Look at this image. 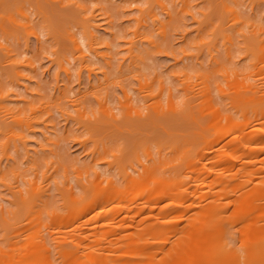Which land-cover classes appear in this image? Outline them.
Listing matches in <instances>:
<instances>
[{
	"label": "rangeland",
	"instance_id": "rangeland-1",
	"mask_svg": "<svg viewBox=\"0 0 264 264\" xmlns=\"http://www.w3.org/2000/svg\"><path fill=\"white\" fill-rule=\"evenodd\" d=\"M18 1V4L24 3L28 9L26 11L31 16L27 14L28 16L23 17L32 19L30 23L33 24V27H27V29H31V31L34 29L36 33L29 32L22 26L23 29L19 27V34L15 33L19 35V42L14 40L15 43L11 40L18 45H14V47H18L20 52L17 48L15 50L21 53V64H24V70L20 68L23 75L17 77V80L14 78L16 76L13 73H11L12 77L8 75L10 74L9 70L12 71L9 69L10 65L6 60L4 50H0V95H2L0 106L2 107L3 101L7 99V107L13 106L12 109L17 108L15 109L17 111L22 108L27 112L26 114H30L33 118L24 115V119L25 117L26 120L29 118L30 120L28 119L27 122L32 125L31 129L28 126L30 129L27 131L28 134L24 132L27 129L26 125L25 128L22 127L25 129L23 132L27 134L26 146L18 145L20 143L18 139L20 138L16 139L17 135L14 136V139L13 133L12 135L6 134L7 132L10 133L7 131L8 129L5 130L6 133H4L5 131L0 132V208L9 209L10 216H12V212L24 209L11 204V201L14 200L12 195L14 190L12 191V188H16L15 185H17L13 186V183L25 180L24 184H22V181V185H20L23 189L29 187L33 181L36 186L48 187L53 198V201L50 202L53 203H50L48 210H42L41 217L38 220L40 224L36 221L40 229L35 228L39 230L38 239L48 242V247L50 246L49 254L57 260V264L71 263V260L64 258L65 255L62 251L64 247L73 250L76 244H80L79 251L86 256L83 249V244L86 243L96 250L112 252L114 261L111 264H122L126 258L140 261L141 264H152L163 255V252L173 249L174 239L177 243L183 244L181 243L183 239L215 232L213 223L208 227H197L200 224L209 222L210 216L207 207L214 199L220 198L223 202L219 216L225 218L227 215L223 214L224 210L230 212L235 211L237 206L241 208L239 203L227 202L229 199L244 195L246 190L261 188L264 183L262 181L264 179V146L253 147L254 142H251L248 148L242 150L238 148L240 146H236L237 149L234 146V144L240 145L241 142L239 141H242L250 130L252 132L254 127H257V129L264 128V120L261 115L260 117L258 115L252 117L245 123L246 126L244 129L242 128L243 135L240 134L242 133L239 132L240 129L236 130L240 128L238 126L243 120H240L241 122L237 120L234 134L233 132L232 134L225 132L217 137L215 136L218 140L214 145L216 149L214 156L211 153L202 156L206 150H208L206 152L210 151L209 148L204 151L203 145H206V143L203 137V139L200 137L204 143L200 144L204 148L202 150V152L204 151L203 154L197 152L198 150L201 151L197 147L198 150L195 151L200 155L194 154V151L182 159L183 156H177L175 150L180 149V146L177 145L194 147L195 142H200L201 140L196 141L197 130H199V133L202 132L201 135L204 133L211 136L209 133L216 127V124L212 123L214 121H212L213 113L210 114V118L204 117V119H207V124H205L206 121H203L207 127L203 126L206 131H201V126L198 128L199 125L203 124L199 123L198 125L196 121L191 120L195 115H202L200 111L203 107L205 108V110L203 109L205 115L212 111L210 110L211 107H205V104L212 103H209L207 99L217 100L219 107L222 109H220L221 112L227 114L236 110L235 106L231 104V98L239 93H244L245 89L243 88L245 86L243 87L240 83L243 78L261 85L260 87L264 85L262 84L264 83L263 57L262 60H258L248 56L247 53L252 55L251 51L246 52L247 50L244 47L245 53L243 48L248 33H250L249 36L253 33L257 34L252 32L254 25L249 26L251 23L247 24L246 22L249 19L246 21L247 18H245V20L238 22L243 23L246 21L245 23L250 28H245H252V33L249 29H246L249 32H245L247 34L245 36L243 34L244 28H242L244 29L242 33L237 32L240 30L234 31V28L238 27L236 24L240 25L236 18H239L243 11L247 16H254L257 24L264 25V1L259 2L260 0H256L258 2L256 3L254 0H16L15 2ZM4 2L6 1L0 3V5L2 4V10H5L3 5L7 6L6 9H8V4L6 5V3H9L8 0L5 4ZM235 4L241 7L240 11L242 10L238 17H235L237 15H234L233 12L230 14V10L234 9L230 7L235 6ZM39 7L42 13L39 10L36 11ZM16 8L19 9L17 6ZM235 10L233 11L236 12ZM15 11L16 9L13 12ZM18 11H23V9ZM4 13L0 12V15H3L0 16L1 18L7 16ZM14 14L20 16L22 13ZM153 14L156 16L153 17ZM16 15H14L16 19L22 18V15L20 17ZM155 17L157 19L154 20ZM232 17H235L237 23H234L233 20L230 21ZM6 18L4 21L8 23V17ZM25 18H22V20L26 21ZM18 20L17 22L20 23ZM91 22L96 28H87H93V31H96V36L99 37H96L99 39L98 41H94L96 39L91 40L90 36L87 35L89 40L84 34L87 30L86 24ZM6 23L5 25L8 26ZM20 24L23 25L22 22ZM12 26L16 29L15 26L18 25L12 24ZM240 26L242 27V25ZM258 32L260 33V31ZM68 33L69 37H71V33L79 37L76 38L80 41L79 44H81L85 61L74 51L71 38L67 39L69 38ZM1 34L3 35V32ZM262 34L264 35V32ZM1 39H4V37L2 36ZM255 39V43L249 41L255 44L254 49L256 50L258 38ZM67 40L70 41L69 43L72 46L66 43ZM260 42L258 40L259 44ZM132 47L137 48V50H131ZM260 47L262 50L263 44ZM260 47L258 46V50ZM138 48L140 51H138ZM257 53L259 52H254V55ZM262 53L264 56L263 51ZM259 54H257V57ZM214 58L218 59L221 65L218 64L216 59L214 61ZM62 62L65 66L62 65ZM60 65L67 67L68 72L65 68L63 71V67L60 68ZM218 66L222 68L215 71L214 69ZM243 68L245 69L243 70ZM231 69H235L237 75L233 74L234 71H231ZM197 71H203L204 74ZM196 72L203 76H197ZM20 73L17 76H20ZM233 75H236L237 78L234 79ZM201 81L208 83L206 86L209 91L205 89L204 91L209 92V94L205 93L207 97L210 96L209 98H206L203 89L201 90L205 87L203 83H199ZM200 84L203 87H200ZM126 95L130 97H128L129 101L132 100L131 103L135 104L140 115L139 118L136 117L139 121L132 123V125L131 121H120L122 118L121 113H123L121 111L122 105L129 107L127 104L129 101H125ZM3 97H6V99L3 100ZM158 99L161 101L159 100V105L156 104L157 108L153 103L154 100L157 101ZM170 99H172L171 102H174V105L178 104V107L183 106V102L186 101L190 107L189 109H191V116L189 115L190 117L187 116L185 119L184 114L182 118L185 120L179 116L178 119L173 118L176 116L167 118L172 113L170 111L162 112L173 106L168 107ZM160 102L163 105L162 107H159ZM31 105L36 110L30 111L36 114L29 113L28 107ZM1 107L0 123L7 124V121L11 123L10 118L14 116L10 115L15 110H11L13 112L10 111L11 113L8 114L4 113L3 110L8 112L9 109L3 108L2 110ZM153 107L159 109L160 111H158L163 115L160 114L155 117L158 115L155 114V116H152L157 110L155 108L154 111ZM185 107L188 108L186 104ZM105 108L108 109L109 113H105L107 110ZM125 109L123 110L125 111ZM127 109L131 110L130 108ZM208 110L210 111L207 112ZM171 112L173 111L171 110ZM124 115L127 116V114ZM192 115L194 116L192 117ZM223 123H225V119H223ZM15 127H18L19 131L21 130L18 125ZM183 137L185 138L184 143H186L184 146L181 144L184 140ZM255 137L256 135H252L253 139ZM197 140H199L198 137ZM176 146L179 148L176 149ZM169 147H171L170 150ZM25 149H27L29 155H27ZM158 149H162L159 151L163 155L165 153L166 158L164 156L160 157L162 154L160 155ZM231 149L237 150L235 157L230 161L221 160L220 157ZM35 150L37 151L36 155L43 157L39 158L37 164H34L29 157L30 154L34 156L33 152ZM149 151H151L152 155H150L153 158L150 159L157 163L163 159V162L166 161V163L161 164L162 167L166 166L170 170L180 168L185 179L181 197L171 198L173 209L175 210L181 206L184 208L183 213L180 215V213H175L177 211L170 212V216L165 213L169 219L167 218V222H164L166 224L164 225L165 230L162 232L164 239L159 243L154 242L155 233L152 235L147 234V228L152 224V229L153 226H156L158 220H162V205L165 204L167 198L164 200H145L143 198L145 193H140L142 186L135 184V187L133 184V182L136 183L135 180L136 177L140 176L139 174H145L143 173V167L150 161H148ZM181 151L184 152L182 148ZM154 152L157 153L154 156L155 159H160L159 161L154 160ZM182 155L184 154L182 153ZM192 161L198 162H194V166L199 162H201L200 164H209L212 161V165L210 163L209 166L213 169V172L206 178L207 184L211 185L209 187L211 192L222 186L224 182L227 186H233L229 198L224 196L225 193H211L210 191L202 198L197 197L193 178L199 176L197 174L201 169H198V167L192 169L193 165L189 167ZM120 162L121 165L125 164V167L128 165L126 167L128 168L127 171L136 176L135 180L128 182L127 178L120 177L118 172V163ZM163 162L161 161V163ZM129 164L133 166L132 168H135L134 171L131 166L129 167ZM13 165H18V167ZM199 168H202V166ZM163 169L166 173L171 172L165 168ZM177 169L175 173L179 172ZM218 170L223 172L222 181L224 182L218 183L217 179L219 177L216 175ZM164 171L162 173L166 174ZM173 172L171 173L174 174ZM174 175L172 176L176 177ZM165 176L167 177V174ZM183 177L181 176V178ZM109 178L115 180L121 186L122 194L120 193V202H109L106 205L107 209H113L107 214L100 211L99 205L92 212L85 214L82 208L77 207V202L69 200L65 202L60 196L59 191H62V187L66 186L67 183H69V186H75L76 182L80 181L85 185H89L90 181L95 180L96 182L100 181L102 187L106 186V180ZM242 178L248 182L247 185L243 183L246 185H244L245 187L240 182V180L244 181ZM246 179H251V181ZM56 186L62 189L59 190ZM76 190L80 192L79 189ZM138 191L140 192L138 193ZM187 193L189 196L185 197ZM91 195L89 193L87 196ZM259 198L262 197L258 195L251 197L253 207L248 212V225L239 220L233 223L232 232L235 239L232 243L239 245L241 249H247L244 241L246 236L256 228L259 231L264 230V213L258 215L257 212V209L264 208V199ZM188 205H191L189 209ZM48 211L49 213H47ZM99 212L100 214H98ZM18 214L20 215L17 220L18 224L6 226L7 228L0 226V237L2 232L8 234L6 241L0 242L4 251L3 257L14 252L11 255L20 258L21 255L26 254L38 245L37 241H33V245L29 242V245L26 244L27 247L18 246L17 249H13L15 241H24L26 235L33 229L32 225H35L34 220H37V217L24 213V210L19 211ZM92 214H95L94 218L91 217ZM166 216L163 220L166 219ZM191 219H194L196 225L191 224V226L186 227L185 225L189 224L188 221ZM100 224L104 225V228ZM119 224L123 228H117L115 231L113 229L114 225ZM94 225H97L98 228L96 227V229L98 230L94 231ZM157 225L160 226L159 223ZM100 228L104 231H99ZM173 228H177V234L170 232ZM96 231H99L100 235H97ZM96 235L98 237L103 236L105 238L103 242L100 237L97 238L101 241L100 244L96 240L94 241ZM131 238L139 242L134 251L129 250L127 246ZM174 247L183 249L185 245L180 246L177 244ZM186 247L190 251L204 252L202 245ZM127 252L135 254L126 255ZM146 255L153 256L154 259H150ZM9 259H12V256ZM197 262L199 264H218L208 257H199Z\"/></svg>",
	"mask_w": 264,
	"mask_h": 264
},
{
	"label": "bare ground",
	"instance_id": "bare-ground-1",
	"mask_svg": "<svg viewBox=\"0 0 264 264\" xmlns=\"http://www.w3.org/2000/svg\"><path fill=\"white\" fill-rule=\"evenodd\" d=\"M3 1H6L7 2V0H1L0 3H2ZM15 1L16 0H14V1L13 0H8L9 3L4 2V4L5 3H6V5L8 4V9L9 10L6 9L7 6L5 7V5H3V7H4L5 10H2L3 9L1 7L2 4L0 5V12H3V13L5 12L7 14L6 17H8V23H6L4 21L6 17L4 16L5 18H1L3 15H0L1 16L0 17V19H1L0 20V25L1 24L3 25V27L1 25V28H0V32H1V30L3 32V35L1 34L2 32L0 33V38H2V36L4 37V39H1V40H3L2 42L0 40V42H1L0 43V50L1 51L4 50V52L6 54V60H7L8 64L10 65V68L9 69H11V71H12V72H10V70H9V73L10 74H8V75L12 77V74L11 73H13V75L16 76L14 78L17 80L18 79L17 77H21L23 75V73H22L23 71H21L20 68H22V70H24L23 69V65L24 64L23 65L21 64L22 63L21 62L22 58L20 57L21 56L20 55L21 53H18L15 50L16 48L18 50V47H16V48L14 47V45L15 46H18L16 44H14V42L16 43V41H14V40H18V42H19V35H16V34H19V27H21L22 29L24 27L25 30H27L29 32H32V33L33 32L36 33V32L34 31V29H32V31H31V29H27V27H29V28L31 26L33 27V24L30 23V21H32V19L30 18L31 17L30 16V13L28 14V12L26 11V10H28L27 7L24 5V3L18 4L19 1L18 2H15ZM254 1L256 3H258L257 1H259V0H257V1L254 0ZM261 1H264V0H260L259 2H261ZM21 5H23V6H21ZM232 5H234V4H232ZM237 5L235 4V6H231L230 7L231 9L234 8V9L230 10V14H231V12L235 13L234 15H237L235 17H238L239 14L242 13V10L240 11L241 7H238ZM16 6L20 10H22V9H23V11L25 10V12L18 11L19 9H17ZM38 6H36V8H38ZM22 7L26 8V9H24ZM15 9H16L17 12L16 11L13 12ZM38 10L42 13V11L40 10V7H39V9H36V11H38ZM233 10H235L237 13L234 12ZM5 13H4V15H5ZM14 13H17V14L18 13H22V14H20V16L22 15V18H25L23 16H26L28 14L30 16L29 17L30 19H27L28 17H26L25 18V19H27L26 21L25 20L23 21L22 18H20L18 20V19H16V17H14V15H16ZM18 15H16V16H18ZM43 15H44V13L42 14V16ZM20 16H18V17H20ZM152 16L154 17L156 15L153 14ZM246 16L247 15L243 11V13L239 16V18H236L237 19V22L238 21L241 22V21L245 20V18H247L246 21L249 19L250 21L248 20L247 22L246 21L245 22L247 24H250L251 23L249 26L254 25L252 27L253 29L251 28L252 29V32H256L259 35L253 33L252 34L253 36L252 35L249 36L250 33H248L249 31L247 32L246 29L248 30L250 27L245 22H243L244 24L238 22V23H240V25H242V27H241L239 24H236L239 27L238 28V27H235L236 25L234 24V23H237L235 17H232L233 19L232 18L231 19L229 18V19H230V21L231 20L235 21L234 23L232 22L233 25H235L234 26L235 27L234 28V31L235 32L237 30H240V31H237V32H241L242 33L244 31V29H245V31H244L243 34L246 36L247 34H245V32L248 33L247 36L249 38L248 37L246 38L244 36L248 41L247 40H244L246 42L243 43V48L244 47L246 48V50H247L246 52H250L251 51L250 53L252 55H250L249 53H247L246 55L252 56L255 59L257 58L258 60H262V57L264 59V56H263V53H262V51L264 52V35L262 34L264 32V27L262 28L261 26H264V25L262 24L260 26L259 24H261V23L257 24L255 22L257 20H256V18L254 16H249V15L247 17ZM242 18H244V19H242ZM153 19L155 20V19H157V17H155ZM238 19H241V20H238ZM17 20L20 21V23L22 22L23 25L20 24L19 22H17ZM6 21H7V18H6ZM253 22L256 23V24H254ZM5 23L8 24V26H6ZM11 23L14 24V25H18L17 27L15 26L16 29L13 28V26H12ZM24 24H26V25H24ZM28 25H30V26H28ZM258 26H260L261 28L258 27ZM87 27H94L93 24H92V22L86 24V29H87L86 32L89 30L88 31L89 33L88 32L87 33L85 32L84 34H86V36L87 35L90 36L89 38L91 40L92 39H96L94 41H98L99 39H97V38H99V37L96 36L97 35L96 31H93L94 30L93 28H87ZM245 27H249V28H245ZM94 28H96V27H94ZM242 28H244V29H242ZM17 29H18V31H16ZM251 29H249L250 32H251ZM262 30H263V32H262ZM84 31H85V29H84ZM258 31H260V33ZM227 34L229 35V33H227ZM260 34L263 35V36L261 37ZM75 35H74V33H71V37H69V33H68L67 36L69 38H67V36H66V38L67 39H70L71 38V43L73 44V47L75 49L74 51H76V53L78 55H80L81 59H83L85 61V59H84L85 56L83 54L82 47L80 46L81 44H79L80 41H79V39H77L79 37H77V35L76 36ZM255 35L258 36V37H256ZM88 36H87V38H88ZM223 36L226 37L227 35H223ZM227 37L228 38H231L229 36H227ZM250 38H253V39L250 40ZM255 38H258L257 41H256V44H258L259 47L261 46V44H263L262 50H261V47L258 50V46H256V50L254 49L255 44H252L251 42H254L255 43V41H254ZM11 40H13L14 42H12ZM227 40H229V39H227ZM258 40L261 41L260 44L258 43ZM69 42L70 41H68V40L66 41V43H68L69 45H71V43H69ZM3 43H6V44H3ZM244 44H246V45L244 46ZM133 47L131 48V50L132 49H136L137 50V48H133ZM245 48H244V52H245ZM249 48L254 49L255 51L254 50H251ZM138 51H140V49ZM254 52H259L260 53V54L257 53V54H259L258 57H257V54L254 55ZM261 53H262V56H261ZM215 59L216 58H214V61H215ZM216 61L218 62V64L221 65V63L219 62L218 59H216ZM217 62H215V63H217ZM62 65L65 66V64L63 62H62ZM62 65H60L61 66L60 68L63 67V71H64V68H65L67 70L66 72H68L67 67H64ZM87 66H88V63H87ZM216 68L214 70L215 71H218V69H221L222 67H219L218 66ZM244 69L245 68H243V70ZM260 69H262V68L260 67ZM19 70H20V72L22 74L19 72ZM231 71H234L232 73L233 74H236L235 69H231ZM197 72H201V71H197ZM197 72H196V75L199 76V77H201V75L204 74V73H202L203 71L201 72L202 73L201 75L198 74ZM19 73H20V76H17ZM236 75H233L234 76V79L237 78ZM204 77H206V75H204ZM243 77H245V76H243ZM203 80H204V78H203ZM243 80H245V79L243 78ZM243 80L240 81V83L243 85V87L245 86L243 89H245V90L248 89V91L249 90L250 91L249 92L246 91L247 93L245 92V90H244V93L241 91L242 93H239L237 96L231 98V104L233 106H235L236 110H234V111H232L230 113H227V114H223L221 112L222 109L219 107V103L217 102V100L212 99V98H209L210 97L209 95H208L209 97H207L206 94L207 93L209 94V92H206V91H209V88H207L206 85L208 83H205V82H202V81L199 82L201 84L203 83V86L205 85V87H203L201 84L199 86L200 87H203V88H201V90L203 89V93L204 94L206 93L205 94L206 95V98H209V99H207L208 102L209 103L212 102L209 105L205 104L204 101H203V103L205 104V107L206 106L211 107L210 110H212V111L208 110L207 112L210 111V113L209 114L206 113V115H205V111H204L205 108L203 107L202 108V111H200V113L202 114L200 116H202L203 119H202V117H200L198 115V112H197V115L198 116L195 115L196 113L195 114L193 113L196 118L193 117L194 115H192L193 118H191V120L196 121V123H198V125H199V123L200 124H203V125H199L198 128L201 126L200 127V129H202L201 131H204V130L206 131V129L204 127H206L205 124H207V119H204V117L205 118H208V117L210 118L211 117L210 114L213 113L212 114V121L213 120L214 121L212 123L213 124L215 123L216 124V127L212 126V127H214L213 128V131L209 133V134H211V136H208V134H204V133L201 135L200 133H202V132L199 133L198 132L199 130H197L196 132H197L198 135L197 134L196 135H197V137H198L199 140H197V137H196V141H200V140L201 141L198 142V143L195 142V146L194 147L193 146L190 147V145L189 146L188 145L184 146V144H186V143H184L185 138L183 137L184 140L181 138L183 140L181 144L184 147H182L181 145H177V146H180V149L178 150L177 148H179V147L176 146V149L178 151L175 150V154H177V156H180V157L183 156L181 158L184 159L185 157H187L186 155L189 156L195 150L197 151L198 149H201V151L200 150L197 151V152H200L201 153L204 148H205L204 151L207 148H209L210 151L209 152H206L208 150H206L205 152L203 151L205 154H203V152H202V154H203L202 156H206V153L207 154H210L211 153V155L214 156L215 155V152H216V149L214 148L215 147L214 145H215V143L218 140V139H216V137L218 135H220V134L225 133V132H229L231 134L233 132V134H234V131L236 129L237 120H239V121L240 120L241 121L243 120V122L241 123L243 127L240 124L238 126L240 128H237L236 129V130H239L240 129L241 131L239 130V132H242L243 131L242 128L244 129V127L246 126L245 123H247L248 120L250 118H252V117H255V116L257 117V115L260 117V115H261V117L264 120V87H263L264 85L262 87H260L261 85H257L256 83L251 82L248 79H247L248 82H247V80H245L243 82ZM262 84H264V83H262ZM209 87H210V85H209ZM204 89L206 91H204ZM63 93H64V91H63ZM255 94H257V95H255ZM128 97L129 96L126 95L125 101H129V98L130 97L129 98ZM0 98H1L0 101L2 102V95H0ZM4 99H6V97L5 98L3 97V100ZM6 100L3 101L4 103L2 104V107L1 106L0 107L2 108V110H3V108H5V109L8 108L9 109L8 112H7V110H3V112L4 113L6 112V113L9 114V113L13 112L11 110H15L17 108L12 109L13 106H8L7 107L6 105H8V103H7L8 101H6ZM159 100L160 99H158L157 101L154 100V103H153V105H155L157 108H158L157 105H159ZM171 101H172V99L169 100L168 107L171 106V105H173L174 107L171 106L169 108L170 110L167 108L168 110H165L164 112H162V113H166V111H168V112L170 111V113H172V114H170V116H167V118L176 116V117H173V118L178 119V116H179V117H181V119H183L182 117H183L184 114H185L184 115L185 116L184 117L185 119H186L187 116H189V115L191 116V109H189L190 107H189V105H188V103L186 101H184L185 103L183 102V106L179 104L180 105L179 107L177 106L178 104L177 105H174V102H171ZM129 102L127 103L129 105V107L128 106L126 107L125 105H122L121 111L123 113H121L122 114L121 115L122 118L120 119V121L121 120L122 121H129V122L131 121L130 123L132 125V123H135V122H138L139 121V120H137V118H139L140 115H139L138 111L136 110L135 104L134 103L133 104L131 103L132 100L129 101ZM160 104L161 105L159 107H162L163 105H162L161 102H160ZM185 104H186V106H188V108L185 107ZM123 106H125V107H123ZM30 107H33V105H31V106L28 107L29 108V113H31V112L33 113V111H35L36 109L34 107L31 109ZM127 108H130L131 110H129ZM155 108H154V111L157 109V108L156 109ZM174 108L176 110H173ZM19 109L20 110H18V111L15 110V112L12 113V115H10V116H14L13 118H10L11 119V123H9L10 121H7L8 122L7 124L6 123L5 124H3V123L1 124L0 123L1 124L0 125V132L1 131L4 132L5 130L8 129L7 131H9L10 133H8L7 131H5L4 133L7 132L6 134H11V135L13 133V135H12L13 138H14L15 135H17L18 137L16 136V139L17 138H20V139H18V140H20L19 141L20 143L18 145H21L23 147V145H25V146L27 145L25 143V141H26V135L28 134L27 131H29L31 129L32 125H31V123H28L27 122V121L30 120L29 118H27V120H26V117H25V119H24V115L27 112H25L22 108H19ZM105 109H107V108H105ZM123 109H125V111ZM22 110H23V112H22ZM30 110H33V111H30ZM158 110L159 109H157L156 112L152 116H155V114H158V115L155 116V117H157L160 114H162V113L159 112L160 110L159 111ZM171 110L173 112H171ZM132 111H133V115H132ZM186 111H187V113H186ZM105 113H109L108 112V109L105 111ZM33 114H36V113H33ZM124 114H127V116H125ZM26 115H29L30 116V114H26ZM203 115H205V116H203ZM128 117H130V118H128ZM30 118H31V116H30ZM199 118H201V119H199ZM185 119H183V120H185ZM223 119H225V123H223ZM12 121L14 122V124H13ZM203 121H206V123L204 124ZM25 123H27V124H25ZM238 124H239V122H238ZM14 125L15 126L18 125L21 128V130L19 131V128L18 127H15ZM25 125H26V127H27L28 130L27 129L26 130L24 129L25 128ZM28 126H30V129H29ZM22 127H24V128H22ZM15 128H18V129H15ZM1 129H3V130H1ZM23 130H25L24 132H26L27 134L24 133ZM252 132L250 130L249 131V134L247 133L248 135L245 136V138L243 140L241 139L242 141H239V142H241L240 145H235L234 144L235 149H237L236 146H240L238 148L241 149V150L243 148H248V145H250L251 142H254L255 143V145L253 147L264 146V128L263 129H257V127H254L253 130H252ZM240 134L243 135V132L240 133ZM204 135H206L208 137H206ZM244 135H246V134H244ZM252 135H256V137L253 139L252 138ZM200 137L201 138L202 137L204 138V139L203 138L202 139L205 141L206 145L203 143V140ZM236 142H238V141H236ZM23 143H25V144H23ZM197 144L199 146H196ZM200 144H204L203 145L204 148L201 147ZM237 144H239V143H237ZM25 146H24V148H25ZM197 147H198V149H196ZM181 148H182V150H184V152L181 151ZM190 148H191V150H190ZM15 149H16V147H15ZM27 149H25V150H26L27 155H29V152L27 151ZM170 149H171V147H169V150ZM174 149H175V147H174ZM174 149H172V150H174ZM235 149H231V150L227 151L228 153L226 152L224 155H222L220 157V159L221 160H225V161L232 160L235 157V154H236V151H237ZM159 150L160 149H158V151ZM160 151H159L160 155L162 154L160 157L164 156V158H166L165 157V153L163 155V153L160 152ZM179 151H181V152H179ZM196 151L194 152V154L197 153ZM36 152H37L36 150L33 152L34 153V156H31V154L29 156L33 160V163L34 164H37V162L40 160L39 158H43V157H40L41 155L40 156L36 155L35 154ZM182 153L184 155H182ZM200 153L199 154L197 153V154L200 155ZM148 154H149L148 161L149 160L151 161L153 159L152 156H151L152 155L151 151H149ZM156 155H157V153L154 152L153 157L156 156ZM35 156H37V157H35ZM150 158H152V159H150ZM154 160L159 161L160 159L157 160L154 157ZM150 161L147 162V165H145L143 167V173H145V174H139L140 176H138V177H136L133 174H132L133 175L132 176L130 174V172L127 171L128 168H126V167L128 165H126V167H125V164L122 163L123 165H121V162L118 163V169H119L118 172L120 174V177L121 178L123 177L124 179L127 178L128 179V182L131 181V180H135L134 178L136 177V180H135L136 183L133 182V184L134 185L135 184L136 185L137 184H140V186H142L141 187L142 188L141 192L138 191V193L139 192L140 193H143L144 192L145 194H143V198H145V200H151V199L152 200H164V199L167 198V201L165 202V204L162 205L163 206L162 209H163V211H165V212L161 211L162 220L166 216L165 213H167L169 215L170 212L177 211L175 213H180V215H182L184 208H182L181 206H179V207H177L174 210L173 209V202H172L171 198H173V197L180 198L181 195H182V191H183L182 186L185 183L184 182L185 179L183 177V173L181 172L180 168L179 169L174 168V169L170 170V169H167L168 167H166V166L162 167L166 163V161L163 162V159H161L160 162H158V163L155 162V161H153V160L152 161L155 162V163H153V162L151 163ZM161 161L163 163H161ZM13 162H16V161H13ZM194 162L195 161H192V164H190L189 167H191L193 164L195 165V163H198L197 161L195 163ZM211 162L212 161H210L209 164H205L204 163L205 165L204 164H200L201 162H199V164H196V166H194V165L192 166V169H193V167H195L194 169H196L197 167H198V169H201V171H199L198 174H197L199 176L196 175L197 177H194L193 178V180H194V189L196 191L195 194L199 198H202V197L206 196L207 193H208V191L211 192V190L209 188V187H211V185L207 184V179H206L213 172V169L209 166ZM17 163H18V161H17ZM161 164H163V165H161ZM211 165H212V163H211ZM13 166L14 167H18V165H13ZM130 166L131 165L129 164V167ZM201 166H202V168H199ZM132 167L133 166H131V168ZM163 168H165L166 170L171 171V172L174 171L173 173L174 174H177V175H174L171 172H169V173H171L172 175H174L176 177H173L171 174L166 173ZM0 169H1V166H0ZM134 169L135 168H132L133 171H134ZM176 169L179 172H181L182 174L179 173V172L178 173L181 174V175H179L178 173H175V172H177ZM162 171H164L167 174V177L165 176L166 174H163L162 173ZM160 174H161V176H160ZM216 175L219 177L217 179L218 183L224 182V181H222V178L224 177L222 171L218 170L216 172ZM162 176H164V177H162ZM168 176H170V177H168ZM181 176L183 178H181ZM242 179L244 181L240 180V182H242V184L245 183L247 185L248 182H246L244 178H242ZM246 180L247 181H251V179L250 180L249 179H246ZM15 181L17 182V180H15ZM22 181H23V183H22ZM22 181L21 182H17V183H13V186L15 184H17V185H15L16 188H14V189L12 188L13 186L11 184L12 191L14 190L13 191L14 193L12 194L14 196V200L11 201V204H14L16 207H19V208L20 207H23L24 209H21L19 211H23L24 210V213H29L32 216L37 217V220L35 219L34 220L35 221L34 222L35 225L34 224L32 225L33 226V229L31 230L32 233L29 232L26 235V237H25L26 239L24 238V241L23 240L20 241V242L19 241H15L13 249H17L18 246L19 247H27V245H29V242H30V244L33 245L34 244L33 241H37L38 242V245H37V247H34V249L31 250L32 252L31 251H28L29 253L26 252V254L25 253L23 254L24 256L21 255L22 257L18 258V257H14L13 255H11L14 252L8 253V256L3 257V252L4 251H3L2 246L0 244V264H57V262H56L57 260L54 257L50 256V254H49V252H50V246L48 247V245H49L48 242L46 240L45 241L44 240L41 241L40 239H38L37 234H38L39 230H36V228L37 229H40V226L38 225V224H40L39 221H38L39 218L41 217L40 213L42 212V210L49 208L50 203H53V202H50V201H53V198H52V196L50 194V189H48V187L45 188V186H43V187L42 186H39V185L36 186L34 181L32 183H30L29 187L27 186L28 188L26 187L25 189H23L22 186H20V185L24 184L25 180H22ZM262 181H264V179H262ZM100 183H101L100 181H97L96 182L95 180H93V181H90V184L89 185H85V184H83L82 182L79 181V182H76V185L75 186L74 185L73 186H69V183H67L66 186L64 185L65 188H64V186L62 187L64 190L61 187H59V186H56V188H58L59 190L62 189V191H59V193H61L60 196L62 197L63 200H65V202L67 200H69L71 202H77L76 203L77 204V207L82 208L84 210L85 214L92 212L97 205L100 206V211H104L103 213L104 214H107L108 212H111L113 210L112 208H111V210H109L110 208H108V209L106 208V205L109 202H114V201L120 202L121 201V194H122L121 193V188H120L121 186H119V184L117 182H115V180L110 179V178L106 180V183H107L106 186H102L101 187L100 186ZM245 184H243L242 186L245 187L246 186ZM136 185H135V187H136ZM153 185H154V187H153ZM152 188H153V190H152ZM232 188H233V186H227L226 182H224V184H222V186H219V187L215 188V190H212L211 193H213V192L214 193H225L224 196L226 198H229V196H230L229 193L232 191ZM76 189H79L80 192H78ZM126 189H128V188L126 187ZM137 189H139V188H137ZM89 193H91L92 195L91 196H87ZM256 195L262 197V198H259V199H264V183L261 186V188H259V189L246 190V192L244 193V195H242V196H236L234 198L229 199L227 202L239 203V205L241 206V208L237 206V209L235 211H230V212H227L226 210H224L223 211V214L224 215H227V217H225V218H221L219 216V212L221 211L220 207L222 208L223 202H221L220 198L214 199L209 204V206L207 207V209H209L208 210L209 211L208 214L210 216L209 222H207L206 224H200L197 227L198 228H200V227H203L204 228L206 226L208 227V226L212 225V223H213L215 225V230H214L215 232H211V234L210 233H207V234L199 235V236L196 235V236H193L191 238L183 239L182 242H181L183 244L177 243V241H175V239H174L173 240V249L163 252L162 253L163 255L160 256L158 258V260H156L152 264H199L197 262V259L199 257H201V258H204V257L211 258V259H213V261L217 262L218 264H264V230L263 231H259V229L256 228L251 234H249L248 236L245 237V240L244 241H245V244L247 246V249L246 248L241 249L239 247V245H235V244L232 243V241L235 239V237L233 235V232H232L233 223L235 221H238L239 220V221H242L244 224L248 225V221H249V218H248V215L249 214H248V212H249L250 208L253 207L252 204H251V197L252 196H256ZM187 196H189L188 193L186 194L185 197H187ZM190 206L191 205H188L187 206L188 209L190 208ZM33 207H35V208H33ZM19 211L12 212V216H10V214H9L10 213V210L9 209H4V208L1 207L0 208V226H2L4 228H7L6 226L18 224L17 223V220H18V218H20V215L18 214ZM257 212H258V215L263 214L264 213V208L257 209ZM47 213H49V211ZM98 214H100V212ZM94 216H95V214H92L91 215V217H93V218H94ZM167 218L169 219V217L166 216V219L163 220V221L157 219L158 220L157 222L160 224V226L157 225L158 224L157 222H156V226H159V227L153 226L152 229H151V225H152L151 224V225H149L150 227L148 226V228H147V230H148V233L147 234L148 235H150V234L152 235L153 233H155V236H154L155 241L154 242H156V243L162 242L163 239H164L163 236H162V232L165 230V226L164 225H166L165 223L168 220ZM36 221H37L38 224L36 223ZM188 222H189V224H186L185 225L186 227L187 226H191V224L192 225L193 224L196 225L194 219H191ZM103 224L105 225V223H103ZM36 225H38V226H36ZM104 225L100 224V226L102 228H104L103 227ZM119 225H114L116 228L113 227V229L115 231L117 230V228L118 229L119 228L122 229L123 226L122 225L119 226ZM94 227H95L94 231L95 230H98V229H96L97 225L96 226L94 225ZM102 228H100L99 231L100 230L101 231H104V230H102ZM99 231H96L95 233L98 235L99 234L98 233ZM170 232L171 233H174V234H177V228L171 229ZM97 235H96V239H94V241L96 240V242H99L98 244H100L101 241H99L97 239L100 236L98 237ZM101 235H103V234H101ZM7 236H8V234L6 232H2L1 233V237H0V242H2L3 240L6 241V237ZM101 239H102V242H103V239H105V238L103 236H101L100 237V240ZM37 242H36V244H37ZM138 243H139L138 241H136V240H134V239L131 238V240L127 243V246L129 248V250L134 251L135 248L137 247V244ZM177 244H179L180 246L185 245V247L183 249H177V247H174ZM83 245H84V247H83L84 253H86V256L82 252L79 251L80 244H76L75 249H73V250L71 248H69V247L62 248L63 254L65 255V257H64V255H63V257L66 258V259L68 258L69 260H71V263H68V264H111L112 261H114L113 260L114 258H113L112 252H104L103 250H101V251L96 250L94 247H90V245L87 244V243L86 244H83ZM195 245H202L203 248H204V252H197V251H193V250L190 251L186 247V246L194 247ZM63 249H65V250H63ZM80 254H82L85 258L82 255H80ZM129 254H135V253H133V252H127L126 255H129ZM11 256H12V259H9V258H11ZM146 257H148L150 259H154L153 256H150V255H146ZM16 258H18V259H16ZM123 260H124V258H123ZM125 263H128V264H141L140 261L137 262V260H134V259H131V258H126L122 264H125Z\"/></svg>",
	"mask_w": 264,
	"mask_h": 264
}]
</instances>
